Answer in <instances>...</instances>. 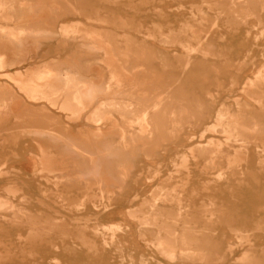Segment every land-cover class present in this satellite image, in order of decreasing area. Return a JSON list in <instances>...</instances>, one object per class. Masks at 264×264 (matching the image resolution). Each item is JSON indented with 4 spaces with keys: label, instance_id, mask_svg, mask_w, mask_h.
<instances>
[{
    "label": "rangeland",
    "instance_id": "obj_1",
    "mask_svg": "<svg viewBox=\"0 0 264 264\" xmlns=\"http://www.w3.org/2000/svg\"><path fill=\"white\" fill-rule=\"evenodd\" d=\"M0 264H264V0H0Z\"/></svg>",
    "mask_w": 264,
    "mask_h": 264
},
{
    "label": "bare ground",
    "instance_id": "obj_2",
    "mask_svg": "<svg viewBox=\"0 0 264 264\" xmlns=\"http://www.w3.org/2000/svg\"><path fill=\"white\" fill-rule=\"evenodd\" d=\"M47 76H48V75H47ZM47 76H46V77H47ZM44 79H45V78H44ZM97 135H98V134H97ZM94 137H95V136H94ZM97 138H99V136H97L95 139H97ZM106 144H107V143H106ZM109 147H110V146H109ZM110 149H111V148H109V151H110ZM106 151H108V150H106ZM106 153H107V152H106ZM85 158H86V157H85Z\"/></svg>",
    "mask_w": 264,
    "mask_h": 264
}]
</instances>
